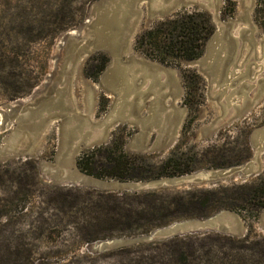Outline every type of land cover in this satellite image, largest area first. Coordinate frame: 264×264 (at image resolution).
Here are the masks:
<instances>
[{"label":"rangeland","instance_id":"374dc122","mask_svg":"<svg viewBox=\"0 0 264 264\" xmlns=\"http://www.w3.org/2000/svg\"><path fill=\"white\" fill-rule=\"evenodd\" d=\"M95 1L0 0V107L28 97L46 79L54 67L60 35L77 28ZM263 6L262 0H193L184 6L211 15V35L220 23L233 24L230 32L238 43L232 52L240 57L232 68L238 72L243 68L247 74L235 73L222 86L200 61L205 46L195 59L163 62L138 49L136 40L133 43L129 56L137 59V65L155 67L165 82L161 90L167 93L169 122L161 132L152 128L144 133L132 116L124 117L112 123L102 144L113 142L114 152L140 155L145 164L165 162L179 146L187 151L182 161L195 163L188 172L151 178L98 177L80 167L83 153L95 146L76 152L63 171L58 165L64 150L62 115H56L37 139L28 131L23 133L17 143L23 149L14 154L5 155L16 146L14 127L0 131V264H264V207L259 212L253 210L254 203L246 204L249 209H220L232 196L231 189L219 192L208 206L203 203L209 189L251 183L264 176V147L256 142L264 127ZM156 8L146 4L140 33L161 20L149 15ZM99 51L107 60L96 76L102 61L95 54ZM110 60L104 50L87 55L71 87L74 105L100 120V132L112 119L117 101L114 91L101 82ZM148 84L149 78L142 88ZM221 87L225 88L219 98L216 93ZM240 89L246 96L236 99L239 104L254 102L245 113L218 121L220 100ZM154 96L151 92L141 97L142 114L150 112ZM176 124L171 145L135 147L137 139L148 145L162 142ZM232 152L239 153L240 161H231ZM108 153H97L98 163ZM223 153L226 156L218 158ZM251 164L254 170L245 175L170 180ZM68 170H74L76 177L63 178ZM220 213L225 214L226 228L217 221L214 226L203 224Z\"/></svg>","mask_w":264,"mask_h":264},{"label":"water","instance_id":"95a60500","mask_svg":"<svg viewBox=\"0 0 264 264\" xmlns=\"http://www.w3.org/2000/svg\"><path fill=\"white\" fill-rule=\"evenodd\" d=\"M190 1L193 0H96L89 16L77 28L60 35L53 56L54 67L50 69L46 79L28 97L12 101L7 108L0 107V131L13 126L14 140L17 138L16 146L9 149L5 155L14 154L23 149L22 146L18 147L17 143L23 139V133L26 131L37 139L56 115H62L65 119L64 150L58 158V165L63 171H65L64 167L70 165L76 152L105 142L108 133L113 129L112 123L118 119L132 116V120L142 125L144 133L152 128L163 131L165 124L169 122V114L165 111L167 93L161 90L165 82L155 67L145 63L137 65V59L134 57L133 60L129 54L140 33L146 4L149 7L153 4L158 6L154 10L151 9L152 12L149 15L164 19L184 8ZM232 25L231 23L219 24V28L206 42L204 53L200 58L204 68L220 86L235 73L238 77L247 74V70L244 71L243 68L240 72L232 68V65H237L240 57V55L236 57L232 52V48L238 43L237 38L230 32ZM97 50L107 51L111 56L110 64L104 70L101 82L114 91L117 100L113 107V117L106 122L102 132L97 130L100 120H95L90 112L80 111L74 105L71 90L78 65L87 55ZM139 69L142 71L138 74ZM147 78H149L148 87L143 89L142 85ZM224 88L221 87L216 93L219 98L223 95ZM151 92H155V96L150 101V112L142 114L140 112L141 97L144 98ZM242 96L245 97L246 93L240 89L237 94L229 92L223 100H220L222 118L218 121L227 122L248 110L254 99L248 104H239L236 99ZM177 126L176 124L169 138L162 142L148 145L146 140L141 142L137 139L135 147L146 150L155 145L159 147L171 145ZM259 131L260 138L256 142L259 144L258 147L262 148L264 147V127ZM9 140H11L9 143L14 141L12 138ZM253 170L254 165L251 164L240 169L232 167L213 170L210 173L202 171L170 180L176 181L190 177L193 180L216 179L236 172L245 175ZM76 175L74 170H68L63 178L72 179ZM223 215L225 214L220 213L214 217L215 219L207 220L203 224L214 226L217 221L220 223L219 227L226 228L222 224Z\"/></svg>","mask_w":264,"mask_h":264},{"label":"trees","instance_id":"16d2710c","mask_svg":"<svg viewBox=\"0 0 264 264\" xmlns=\"http://www.w3.org/2000/svg\"><path fill=\"white\" fill-rule=\"evenodd\" d=\"M263 4L264 0H262ZM262 10H264V6ZM212 30L211 15L207 11L198 8H182L172 16L159 20L153 26L139 33L136 38V47L148 56L163 62L192 60L201 55ZM95 54L96 57L102 58L101 63L98 64L99 69L97 68L94 73L98 76L106 64L107 55L102 51ZM104 150H109V153L104 155V160L98 163L99 160L95 158V155ZM186 154L187 151L177 146L171 151L165 162L146 163L147 166L145 157L128 154L124 151L114 152L113 142H109L85 151L80 159V167L86 173L98 177L151 178L164 174H181L192 170L195 166L194 162L184 163L182 161ZM231 155L233 158L231 161H240L239 153L232 152ZM223 156H226L225 153L218 158H223ZM230 189L233 190L232 196L227 197L229 198L228 203L220 205V209L236 207L249 209L247 203H254L256 209L253 210L257 212L264 207V176L251 183L243 182L230 187L209 189L208 195L203 198V203L208 206L213 200H216L219 192H227ZM196 205L200 206V203L197 202Z\"/></svg>","mask_w":264,"mask_h":264}]
</instances>
